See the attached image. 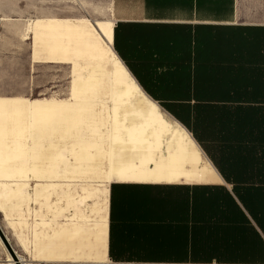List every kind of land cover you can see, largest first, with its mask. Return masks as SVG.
Here are the masks:
<instances>
[{
    "label": "crops",
    "instance_id": "crops-1",
    "mask_svg": "<svg viewBox=\"0 0 264 264\" xmlns=\"http://www.w3.org/2000/svg\"><path fill=\"white\" fill-rule=\"evenodd\" d=\"M1 3L9 34L0 44L22 39L29 19L55 18L50 0ZM107 12L116 57L186 131L200 161L188 156L176 178L154 180L110 179L105 157V168L88 172L65 153L51 163L55 153L35 133L28 102L0 97V228L12 250L21 264H108L110 246L131 261L120 264H260L264 0H110ZM64 42V58L43 57L64 63L73 54L92 65L98 56ZM10 80L0 71V96L18 92ZM6 254L0 241V264Z\"/></svg>",
    "mask_w": 264,
    "mask_h": 264
},
{
    "label": "bare ground",
    "instance_id": "bare-ground-1",
    "mask_svg": "<svg viewBox=\"0 0 264 264\" xmlns=\"http://www.w3.org/2000/svg\"><path fill=\"white\" fill-rule=\"evenodd\" d=\"M5 20L0 18V21ZM71 22L55 18L29 19L22 33L23 41L33 39L34 57L39 55L38 41L47 40L48 56L64 58L69 52L62 40L64 37L67 43L74 42L79 46L76 53L90 48L100 59L94 66H84L86 74L73 80L70 98L34 99L26 106L40 124L36 132L49 138L51 155L55 153L51 163L57 160L59 153H68L75 160L72 164L75 168L88 172L98 169L105 157L109 160L110 179L133 180L176 178L181 173L180 165L188 156L189 164L199 163L200 157L186 131L164 116L141 92L116 57L111 46L112 19L81 17L76 24ZM105 64L113 67L110 81ZM105 80L109 82L105 83ZM107 92L113 101L112 107L98 106L94 102L97 94ZM2 114L11 116L8 111ZM156 166L163 170L156 172ZM191 174L190 171L189 178ZM200 174L203 178L210 176L209 173ZM104 231L105 225L101 224L100 234L104 235ZM6 256L8 264H21V260L17 257L16 262L8 251Z\"/></svg>",
    "mask_w": 264,
    "mask_h": 264
},
{
    "label": "rangeland",
    "instance_id": "rangeland-1",
    "mask_svg": "<svg viewBox=\"0 0 264 264\" xmlns=\"http://www.w3.org/2000/svg\"><path fill=\"white\" fill-rule=\"evenodd\" d=\"M50 3L53 6H51L52 8L50 9L51 17L81 18L87 16L94 20L96 18H106L110 0H50ZM3 9L4 5L0 0V11ZM2 28L5 33H3L0 28V38L6 33L9 34L8 27L5 26ZM18 38L17 43L10 44L9 42L4 41L0 44V71L4 75H11L10 85L12 91L17 89L18 92H12L8 97L4 95H1L0 97L10 98L17 96L18 100L27 102L34 99L39 100L42 98H49L51 96H55L59 99H67L71 95L70 87H72L73 80L79 77L78 75L82 76L86 74L84 66L86 67V64L90 63L84 62L83 58L73 54L71 59L64 63L49 62L48 59L43 57L44 55H47V46H45V44L47 45V40L38 41L40 57L34 59L33 40L29 39V41H23L19 36ZM62 40L64 42L65 38L63 37ZM70 44H72V42H70ZM96 57L98 58V56H91L90 61L94 62H92V65H95V62H97L95 59ZM105 66L107 73L109 74L107 80H109L113 67L111 65L108 66V64H105ZM107 80H105V83L110 81ZM3 84H6V82H3ZM97 95L98 97L94 102L98 106L112 107L113 101L109 92ZM161 112L171 122H176L167 115L165 111L161 110ZM33 118L35 133H37L36 130L40 124L35 116H33ZM58 126L60 127L61 124H58ZM65 156L69 158L68 153H65ZM105 167V160H103L100 168L103 169ZM1 258L3 260L2 264H8L6 261L7 257L2 255Z\"/></svg>",
    "mask_w": 264,
    "mask_h": 264
},
{
    "label": "snow or ice",
    "instance_id": "snow-or-ice-1",
    "mask_svg": "<svg viewBox=\"0 0 264 264\" xmlns=\"http://www.w3.org/2000/svg\"><path fill=\"white\" fill-rule=\"evenodd\" d=\"M146 2H147V0H146ZM169 7L170 8H175L177 6L175 4H172ZM148 8H149V10H151V8H152V5L150 3L148 4ZM123 259H126V258L125 257H122L121 255H119L118 253H116L115 251H113L111 253V259H110L109 264H119V261H121ZM260 264H264V258L261 259Z\"/></svg>",
    "mask_w": 264,
    "mask_h": 264
},
{
    "label": "water",
    "instance_id": "water-1",
    "mask_svg": "<svg viewBox=\"0 0 264 264\" xmlns=\"http://www.w3.org/2000/svg\"><path fill=\"white\" fill-rule=\"evenodd\" d=\"M0 239L3 243V245L5 246L6 250L11 254V256L15 259L16 262H18L17 260V256L16 254L14 253V251L12 250L10 244H9V241L7 239V237L4 235L3 231L1 230L0 228Z\"/></svg>",
    "mask_w": 264,
    "mask_h": 264
},
{
    "label": "trees",
    "instance_id": "trees-1",
    "mask_svg": "<svg viewBox=\"0 0 264 264\" xmlns=\"http://www.w3.org/2000/svg\"><path fill=\"white\" fill-rule=\"evenodd\" d=\"M111 253H112V248H111V246H110V248H109V257H110V259H111ZM129 262H131V261H119V263H129Z\"/></svg>",
    "mask_w": 264,
    "mask_h": 264
}]
</instances>
